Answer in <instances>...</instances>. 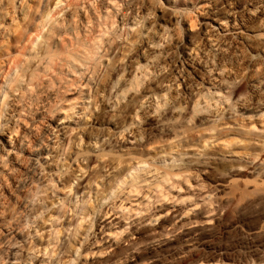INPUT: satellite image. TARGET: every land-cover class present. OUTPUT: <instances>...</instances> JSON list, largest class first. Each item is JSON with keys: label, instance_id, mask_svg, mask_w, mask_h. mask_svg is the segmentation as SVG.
I'll return each mask as SVG.
<instances>
[{"label": "clouds", "instance_id": "9594fccd", "mask_svg": "<svg viewBox=\"0 0 264 264\" xmlns=\"http://www.w3.org/2000/svg\"><path fill=\"white\" fill-rule=\"evenodd\" d=\"M0 264H264V0H0Z\"/></svg>", "mask_w": 264, "mask_h": 264}]
</instances>
